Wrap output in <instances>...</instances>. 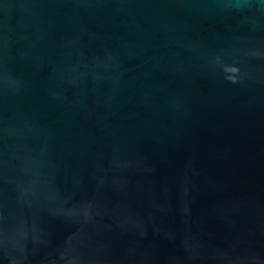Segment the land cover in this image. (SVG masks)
I'll use <instances>...</instances> for the list:
<instances>
[{
  "label": "water",
  "instance_id": "obj_1",
  "mask_svg": "<svg viewBox=\"0 0 264 264\" xmlns=\"http://www.w3.org/2000/svg\"><path fill=\"white\" fill-rule=\"evenodd\" d=\"M0 264H264V0H0Z\"/></svg>",
  "mask_w": 264,
  "mask_h": 264
}]
</instances>
